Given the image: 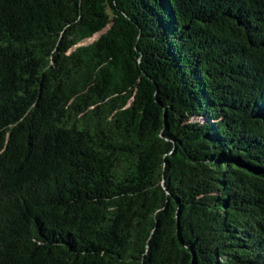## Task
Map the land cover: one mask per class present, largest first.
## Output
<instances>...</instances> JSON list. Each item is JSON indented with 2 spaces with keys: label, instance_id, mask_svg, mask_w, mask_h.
I'll list each match as a JSON object with an SVG mask.
<instances>
[{
  "label": "trees",
  "instance_id": "obj_1",
  "mask_svg": "<svg viewBox=\"0 0 264 264\" xmlns=\"http://www.w3.org/2000/svg\"><path fill=\"white\" fill-rule=\"evenodd\" d=\"M0 264H264V0H0Z\"/></svg>",
  "mask_w": 264,
  "mask_h": 264
},
{
  "label": "rangeland",
  "instance_id": "obj_2",
  "mask_svg": "<svg viewBox=\"0 0 264 264\" xmlns=\"http://www.w3.org/2000/svg\"><path fill=\"white\" fill-rule=\"evenodd\" d=\"M107 29H105L104 31H106ZM104 31H101L99 33H96L94 36H92L91 38H89L88 40H86L83 44H88V43H91L92 41H94L96 38L98 39L100 37V35L104 32Z\"/></svg>",
  "mask_w": 264,
  "mask_h": 264
}]
</instances>
